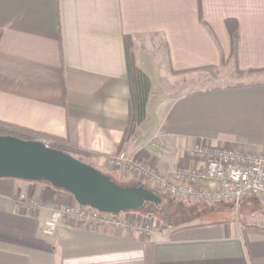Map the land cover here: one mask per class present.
I'll use <instances>...</instances> for the list:
<instances>
[{
  "label": "crops",
  "instance_id": "1",
  "mask_svg": "<svg viewBox=\"0 0 264 264\" xmlns=\"http://www.w3.org/2000/svg\"><path fill=\"white\" fill-rule=\"evenodd\" d=\"M228 18L238 24L234 63ZM124 35L150 79L145 117L128 140ZM229 66L254 78L194 89L196 73L212 82V69ZM260 73L264 0H0V120L67 137L100 169L119 151L168 177L198 165L188 154L196 146L264 152ZM51 204L77 205L42 181L17 179L14 196L0 194V264H264V235L231 217L147 235L61 219L48 234Z\"/></svg>",
  "mask_w": 264,
  "mask_h": 264
},
{
  "label": "built area",
  "instance_id": "2",
  "mask_svg": "<svg viewBox=\"0 0 264 264\" xmlns=\"http://www.w3.org/2000/svg\"><path fill=\"white\" fill-rule=\"evenodd\" d=\"M198 165L180 168L171 177L157 174L155 169L136 156L120 151L109 157V164L127 168L134 175L146 178L161 192L186 201L232 202L250 195L264 200V152L231 146L200 145L188 150ZM19 200L26 205L39 206L38 200L29 194H20ZM51 214L46 221L45 232L52 234L61 219L94 226H120L127 224L119 213L102 212L90 206L51 204ZM126 212V211H123ZM131 227L140 233H150L149 225Z\"/></svg>",
  "mask_w": 264,
  "mask_h": 264
},
{
  "label": "water",
  "instance_id": "3",
  "mask_svg": "<svg viewBox=\"0 0 264 264\" xmlns=\"http://www.w3.org/2000/svg\"><path fill=\"white\" fill-rule=\"evenodd\" d=\"M46 181L77 204L102 212L137 210L161 197L142 185H120L96 167L42 141L0 135V178Z\"/></svg>",
  "mask_w": 264,
  "mask_h": 264
},
{
  "label": "rangeland",
  "instance_id": "4",
  "mask_svg": "<svg viewBox=\"0 0 264 264\" xmlns=\"http://www.w3.org/2000/svg\"><path fill=\"white\" fill-rule=\"evenodd\" d=\"M231 63H234L232 58ZM230 63V64H231ZM230 68V69H229ZM229 70L232 69V66H229ZM212 82L205 79L204 73L198 72L194 75L193 87L194 89H199L210 84H215L217 82H236L243 81L247 82L253 79L254 77L248 73L239 74L232 69V73H227L223 70H211ZM226 75V80L222 77ZM256 77H264V73L256 74ZM224 79V80H223ZM181 82V81H180ZM189 86L191 80H189ZM181 84V83H180ZM191 87H188V89ZM181 89V85H180ZM182 90V89H181ZM120 152V151H119ZM125 152V151H124ZM126 153V152H125ZM128 156H136L147 165L155 169L157 174L163 175L158 172L156 166L144 159L140 154H128ZM96 158V157H94ZM91 161V160H90ZM92 163H94L92 158ZM110 169H100L96 167L101 172L109 176L112 180L120 185H142L150 190L155 191L160 197L161 202L158 204L148 203L145 207L137 210H128L122 212L120 215L127 220V224L120 226H109V227H121L125 229L128 233H138L140 235H147L146 233H140L138 228L131 227V223L139 226L149 225L152 231L159 226L164 225H178L186 224L189 222L195 221H216L225 218L235 219L241 226L245 228L253 227L256 230L260 231V234L264 235V200L258 197L246 195L240 198L237 204L232 202H222V203H212L211 205L207 202H195V201H186L177 198H172L171 196L161 192L159 189L155 188L154 185L148 182L146 178L141 176L134 175L127 168H116L110 165ZM26 181V180H25ZM36 182V181H34ZM39 182V181H37ZM41 182V181H40ZM46 182V181H42ZM48 183V182H47ZM50 184V183H48ZM51 185V184H50ZM55 188V187H54ZM57 190H62L65 193L69 194L63 189L55 188ZM19 194H27L26 192H19ZM19 197V195H18ZM151 231V232H152ZM149 234V232H148Z\"/></svg>",
  "mask_w": 264,
  "mask_h": 264
},
{
  "label": "trees",
  "instance_id": "5",
  "mask_svg": "<svg viewBox=\"0 0 264 264\" xmlns=\"http://www.w3.org/2000/svg\"><path fill=\"white\" fill-rule=\"evenodd\" d=\"M226 25L231 39L230 58H232L235 62L238 45V24L234 18H228L226 19ZM123 41L128 82L130 87L129 113L127 124L123 133V140H128L135 135L138 125L143 121L145 117V108L150 92V79L147 74L144 73L136 64L133 52L134 43L132 36L124 35ZM0 135H13L21 139L42 141L48 146L68 153L73 157L92 166H94L91 162L92 158L97 156L91 151L71 144L67 137L44 133L4 120H0ZM16 180V178L1 177L0 194L14 196ZM209 204L211 205L212 203Z\"/></svg>",
  "mask_w": 264,
  "mask_h": 264
}]
</instances>
